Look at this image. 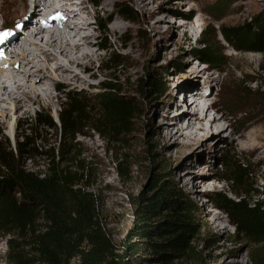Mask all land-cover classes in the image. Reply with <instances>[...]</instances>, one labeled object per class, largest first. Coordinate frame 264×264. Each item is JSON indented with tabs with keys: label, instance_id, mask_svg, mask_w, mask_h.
<instances>
[{
	"label": "rangeland",
	"instance_id": "1",
	"mask_svg": "<svg viewBox=\"0 0 264 264\" xmlns=\"http://www.w3.org/2000/svg\"><path fill=\"white\" fill-rule=\"evenodd\" d=\"M82 1L89 10L86 16L92 19L90 30L95 43L91 50L97 56L89 71H93L94 76L78 85L60 83L53 90L60 94L57 100L50 104L44 100L35 101L29 113L19 116L16 126L14 119L10 118L0 128V144L13 148L15 141L22 137L27 136L31 140L40 136L36 142L50 152L59 135L57 113L68 95L79 92L95 105L91 99L100 86L109 80L115 81L122 88V93L133 96L141 105V114L133 120V129L114 141L106 135L100 136L89 127H82L68 142V147L76 142L82 154L95 161L96 170L89 179L91 184L87 189L96 198L98 221L114 242L116 251H124L122 240L133 231V197L141 190H148L154 177H159L175 187L191 206L200 231L193 241L198 256L172 255L166 263L148 259L137 264H256L251 259L254 245L245 237L233 236L228 214L215 206L209 192L219 191L234 196L226 161L237 163L242 159L249 164L258 182L264 178V105L259 97L252 94L260 86V89L264 88V53L234 50L219 33L221 26L238 25L264 17V0H155L145 8L137 0H97L95 4L90 0ZM56 3L60 5L59 1ZM121 3L135 11L132 21L122 19L119 13ZM21 5L26 11L30 1L23 0ZM2 8L6 9L3 17L5 25H11L13 20L19 21L16 13H8V6ZM190 9H193L188 15L190 18L182 17L187 16ZM153 10L155 14L150 16ZM41 12L43 14L45 10ZM107 16L109 18L105 22ZM1 23L3 19L0 17ZM115 23L121 28H114ZM183 24H189L186 34L181 28ZM202 31L215 33V40L225 58L221 66L197 65L198 60L192 56ZM109 53L122 55L121 69L105 68L112 66L106 61ZM146 70L155 72L161 78L164 92L151 89L142 94L136 91L141 90L136 83ZM86 73L82 75L86 76ZM209 73L216 77L211 83L207 77ZM192 85L194 87L189 88ZM197 87L206 93V97L214 99L212 108H219L233 122L237 131L231 138V144L219 141L216 136L201 135L200 140L185 145H165L158 138L159 126L164 124V108L170 105L169 108L173 109L171 101L182 106L186 100L179 92L192 91ZM42 109L51 112L57 127H35L36 114ZM95 111H98L96 106L92 109V112ZM29 127L32 128L31 133ZM241 133L246 134L247 139H239ZM93 141L99 146L96 150L91 149ZM251 144L258 146L257 152H251ZM118 160L123 162L122 166L125 164L124 173L116 166ZM19 163L34 171L45 170L48 165L46 155L30 158L26 155L19 159ZM193 174L196 176L193 177ZM259 197L264 198V193L260 192ZM44 223L39 215L34 224L36 232L43 229ZM27 232L26 228H19L6 234L0 229V264H16L8 260L10 248L29 257L31 264H41L38 260L34 261L37 256ZM135 239L132 237V240ZM69 264H78V258L73 257Z\"/></svg>",
	"mask_w": 264,
	"mask_h": 264
},
{
	"label": "trees",
	"instance_id": "2",
	"mask_svg": "<svg viewBox=\"0 0 264 264\" xmlns=\"http://www.w3.org/2000/svg\"><path fill=\"white\" fill-rule=\"evenodd\" d=\"M119 13L125 21L134 19L135 11L125 3L119 4ZM182 17L190 18L186 14ZM219 33L234 50L264 53V17L221 26ZM222 51L215 33L202 31L191 53L201 63L218 67L225 61ZM121 58L119 53H109L106 61L112 66L105 68L121 69ZM136 85L141 89L136 91L142 94L151 89L158 93L165 90L161 78L150 70H146ZM260 88L254 89L252 94L264 105V88ZM121 89L115 81L103 83L91 99L95 105L79 92L70 93L60 104L59 135L50 152L36 142L40 136L31 140L22 137L15 141L13 148L0 144V229L8 234L13 229L26 228L37 256L34 261L69 264L77 257L78 264H137L148 259L166 263L172 255L198 256L193 241L200 231L191 206L175 187L159 177H154L148 190H141L133 197L135 222L132 234L122 240V253L116 251L114 242L98 221L96 198L87 189L96 170L95 161L83 155L76 142L70 147L68 142L82 127H89L114 141L130 132L133 120L141 114V105ZM95 106L98 111L92 112ZM35 118L37 129L57 127L48 110L38 111ZM26 155L29 158L46 155L47 168L39 171L26 168L19 163ZM122 163L118 160L116 166L124 173ZM225 165L230 171L228 180L234 196L215 191L209 192L210 198L228 214L233 236L245 237L254 245L251 259L256 264H264V198L259 197L260 192L264 193V178L258 182L249 164L242 159L237 163L226 161ZM39 215L45 223L43 229L36 232L34 224ZM8 254L10 263L31 264L29 257L19 251L10 248Z\"/></svg>",
	"mask_w": 264,
	"mask_h": 264
},
{
	"label": "bare ground",
	"instance_id": "3",
	"mask_svg": "<svg viewBox=\"0 0 264 264\" xmlns=\"http://www.w3.org/2000/svg\"><path fill=\"white\" fill-rule=\"evenodd\" d=\"M22 1L0 0L3 25L6 23L3 18L6 13V9L2 8L4 6H8V13H16L19 21L24 18L20 24L19 21L13 20V23H18L17 30L14 25L7 30L0 26V57H4V62L7 63L0 67V128L4 127L10 118L14 119L16 126L19 116L29 113L35 101L44 100L50 104L57 100L60 94L53 90L60 83L78 85L94 76V72L89 70L97 54L91 50L95 38L90 30L92 19L87 17L89 10L86 3L82 0H29V8L23 11ZM58 1L60 5L56 3ZM137 1L145 8L155 0ZM42 10H45L43 14ZM192 12L193 9H190L187 15ZM154 14L153 10L149 15ZM108 18L109 16L105 22ZM187 27L189 24L181 25L185 34ZM114 28L121 26L115 23ZM29 29L30 31L26 32ZM82 73H86V76ZM207 77L210 83L216 78L211 73ZM192 91L201 92L199 87ZM204 96L206 97V94ZM183 99L186 101L182 106L171 101L173 109L168 105L163 110L164 124L159 126L158 138L165 145L190 144L200 140L201 135L216 136L219 141L231 144V138L237 129L224 112L219 108H212L215 102L203 107L199 106L196 98L191 95L184 96ZM169 112L171 113L168 114ZM169 115L173 117L170 118ZM238 138L247 139L243 133ZM98 147L94 141L91 143L92 150ZM249 148L255 153L258 146L251 144ZM192 176L195 177L196 174Z\"/></svg>",
	"mask_w": 264,
	"mask_h": 264
}]
</instances>
